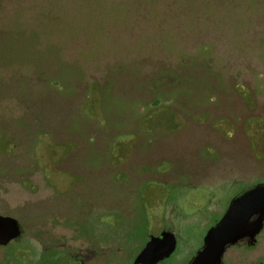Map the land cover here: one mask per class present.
<instances>
[{"label":"rangeland","instance_id":"rangeland-1","mask_svg":"<svg viewBox=\"0 0 264 264\" xmlns=\"http://www.w3.org/2000/svg\"><path fill=\"white\" fill-rule=\"evenodd\" d=\"M262 179L264 0H0V264L139 228L186 264Z\"/></svg>","mask_w":264,"mask_h":264},{"label":"water","instance_id":"water-1","mask_svg":"<svg viewBox=\"0 0 264 264\" xmlns=\"http://www.w3.org/2000/svg\"><path fill=\"white\" fill-rule=\"evenodd\" d=\"M264 226V183L235 195L224 215L210 227L204 245L190 264H222L227 249L245 237L255 238ZM19 221L0 214V247H5L21 236ZM177 247L176 235L164 229L152 235L134 264H157L170 256Z\"/></svg>","mask_w":264,"mask_h":264},{"label":"flooded vegetation","instance_id":"flooded-vegetation-1","mask_svg":"<svg viewBox=\"0 0 264 264\" xmlns=\"http://www.w3.org/2000/svg\"><path fill=\"white\" fill-rule=\"evenodd\" d=\"M261 183H264V179L256 181L254 184L247 186L240 192H243ZM161 232L155 234L149 233L146 236V241L142 247H140L139 244H134L137 247L136 253L132 258L129 257L125 264H134L136 257L144 249L147 242L149 241L150 236L159 235ZM22 235L23 231L20 237L5 247L17 242L22 237ZM175 235L177 239V247L175 251L170 256L160 260L157 264H168L175 259L180 244L179 237L176 233ZM88 240L91 242L90 244L88 242L87 246L79 247L77 250L67 247L65 244H63L61 248H40V258L35 264H93V262L97 261H99V264H106L105 260L102 258L103 255L107 253L106 247H104L106 246V239L102 238L99 242L96 241L97 244L100 245L98 248L96 242L93 243V239ZM203 245L204 238L202 239L200 248L192 255L186 264H190L192 262L198 251L203 248ZM230 253L231 255L227 257ZM222 264H264V226L261 232L255 238L245 237L239 240L236 244L230 246L223 256Z\"/></svg>","mask_w":264,"mask_h":264},{"label":"trees","instance_id":"trees-1","mask_svg":"<svg viewBox=\"0 0 264 264\" xmlns=\"http://www.w3.org/2000/svg\"><path fill=\"white\" fill-rule=\"evenodd\" d=\"M22 231H23V229H22ZM148 234H146V235L143 234V232H141V229L139 228V229H137V230H135V231H133L131 233L128 232L126 237L129 238V241L131 242L130 246L133 245L135 242H137V244H139V246L142 247L144 245L145 241H146V236ZM140 235L143 236V237L140 238L139 237ZM108 254L110 255V256L107 255L108 259H109L108 264H110L112 261L116 260L115 259L116 255H114V253H112V254L108 253Z\"/></svg>","mask_w":264,"mask_h":264}]
</instances>
